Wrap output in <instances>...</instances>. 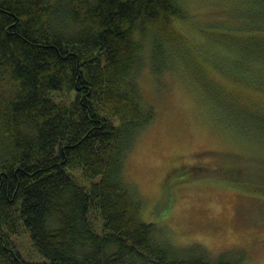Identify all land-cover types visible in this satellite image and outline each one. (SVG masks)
<instances>
[{"label":"trees","instance_id":"1","mask_svg":"<svg viewBox=\"0 0 264 264\" xmlns=\"http://www.w3.org/2000/svg\"><path fill=\"white\" fill-rule=\"evenodd\" d=\"M247 1L233 41L260 60L264 0ZM187 16L180 0H0V264H242L172 243L125 174L155 118L140 71L174 65L166 44L188 63L174 30ZM228 71L264 102L262 77Z\"/></svg>","mask_w":264,"mask_h":264},{"label":"rangeland","instance_id":"2","mask_svg":"<svg viewBox=\"0 0 264 264\" xmlns=\"http://www.w3.org/2000/svg\"><path fill=\"white\" fill-rule=\"evenodd\" d=\"M180 1L188 16L174 30L187 39L180 59L188 63L166 44L174 65L160 67L152 56L140 71L155 118L126 158V178L142 200L143 218L161 223L175 245L264 264V102H251L244 82L221 77L231 69L264 83V58L247 60V49L233 41L237 21H251L248 1ZM255 3L261 13L264 4ZM146 51L152 55L151 41Z\"/></svg>","mask_w":264,"mask_h":264},{"label":"bare ground","instance_id":"3","mask_svg":"<svg viewBox=\"0 0 264 264\" xmlns=\"http://www.w3.org/2000/svg\"><path fill=\"white\" fill-rule=\"evenodd\" d=\"M146 64H148V62H146ZM157 223V222H156ZM161 224V223H160Z\"/></svg>","mask_w":264,"mask_h":264}]
</instances>
